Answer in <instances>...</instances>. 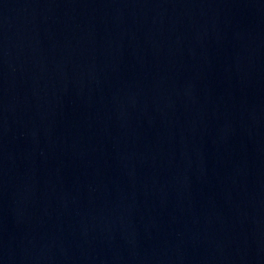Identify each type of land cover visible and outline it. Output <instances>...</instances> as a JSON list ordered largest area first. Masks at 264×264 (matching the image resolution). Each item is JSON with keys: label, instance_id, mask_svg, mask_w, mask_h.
I'll return each mask as SVG.
<instances>
[{"label": "water", "instance_id": "obj_1", "mask_svg": "<svg viewBox=\"0 0 264 264\" xmlns=\"http://www.w3.org/2000/svg\"><path fill=\"white\" fill-rule=\"evenodd\" d=\"M0 264H264V0H0Z\"/></svg>", "mask_w": 264, "mask_h": 264}]
</instances>
